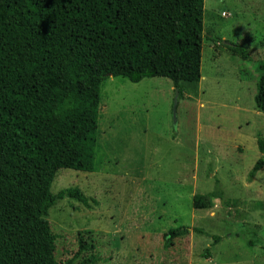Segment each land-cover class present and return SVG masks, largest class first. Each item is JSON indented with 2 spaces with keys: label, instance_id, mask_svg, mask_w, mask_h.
<instances>
[{
  "label": "rangeland",
  "instance_id": "rangeland-1",
  "mask_svg": "<svg viewBox=\"0 0 264 264\" xmlns=\"http://www.w3.org/2000/svg\"><path fill=\"white\" fill-rule=\"evenodd\" d=\"M204 24L202 79L183 82L176 120L167 78L103 84L96 170H61L52 187L55 195L78 189L88 199L65 198L50 211L58 262L74 256L84 233L95 250L74 264L91 254L97 264H264V168L251 174L263 157L255 96L264 0H205ZM233 44H248L249 58ZM218 187L223 200L193 207L194 196ZM178 227L190 234L166 244ZM212 237L220 239L213 247Z\"/></svg>",
  "mask_w": 264,
  "mask_h": 264
},
{
  "label": "trees",
  "instance_id": "trees-1",
  "mask_svg": "<svg viewBox=\"0 0 264 264\" xmlns=\"http://www.w3.org/2000/svg\"><path fill=\"white\" fill-rule=\"evenodd\" d=\"M204 14L205 0H0V264H74L94 252L79 233L78 251L57 261L50 211L65 198L88 199L78 189L55 195L53 184L61 170L95 172L109 77L167 78L180 96L183 82L200 83ZM229 47L249 58L248 44ZM259 70L255 105L264 115V62ZM257 143L263 157L252 175L264 168L261 134ZM217 200L219 187L194 196L193 207ZM189 234L172 228L164 240ZM212 239L211 247L220 241ZM98 262L91 254L78 264Z\"/></svg>",
  "mask_w": 264,
  "mask_h": 264
},
{
  "label": "water",
  "instance_id": "water-1",
  "mask_svg": "<svg viewBox=\"0 0 264 264\" xmlns=\"http://www.w3.org/2000/svg\"><path fill=\"white\" fill-rule=\"evenodd\" d=\"M178 98H179V91L176 90V97H175V102L173 106V115H174L175 120H176V114H177Z\"/></svg>",
  "mask_w": 264,
  "mask_h": 264
}]
</instances>
